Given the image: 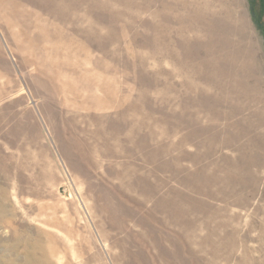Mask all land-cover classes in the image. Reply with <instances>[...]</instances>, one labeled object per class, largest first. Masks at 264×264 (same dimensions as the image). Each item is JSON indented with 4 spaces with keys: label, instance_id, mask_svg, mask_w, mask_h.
<instances>
[{
    "label": "rangeland",
    "instance_id": "rangeland-1",
    "mask_svg": "<svg viewBox=\"0 0 264 264\" xmlns=\"http://www.w3.org/2000/svg\"><path fill=\"white\" fill-rule=\"evenodd\" d=\"M0 264H264V0H0Z\"/></svg>",
    "mask_w": 264,
    "mask_h": 264
},
{
    "label": "bare ground",
    "instance_id": "bare-ground-1",
    "mask_svg": "<svg viewBox=\"0 0 264 264\" xmlns=\"http://www.w3.org/2000/svg\"><path fill=\"white\" fill-rule=\"evenodd\" d=\"M245 67V66H244ZM248 67V66H247ZM243 73H244V71H242V70H240V73H239V77H243L244 78V76H242L243 75ZM216 75V74H215ZM231 77V76H230ZM229 79H231V78H229ZM229 81V80H228ZM239 82V81H238ZM229 83V82H228Z\"/></svg>",
    "mask_w": 264,
    "mask_h": 264
}]
</instances>
